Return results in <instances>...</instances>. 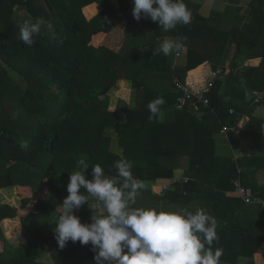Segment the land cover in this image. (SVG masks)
<instances>
[{
	"label": "trees",
	"instance_id": "16d2710c",
	"mask_svg": "<svg viewBox=\"0 0 264 264\" xmlns=\"http://www.w3.org/2000/svg\"><path fill=\"white\" fill-rule=\"evenodd\" d=\"M94 3L102 10L91 16L86 8ZM186 6L199 21L177 25V40L187 47V64L175 68L173 53L166 56L158 51L163 41L156 40L163 28L150 18L151 29L144 32L140 51L130 61L101 44V38L121 22H126V35L128 25L134 27L143 19H134L132 0H0V191L16 189L19 196L16 205L0 204V264L96 263L90 243L69 241L60 248L53 231L60 205L69 194L70 174L80 159L89 163V179L96 164L106 175L116 176L115 162L131 161L133 175L144 185L149 181L170 185L163 196L151 198L149 207L160 210L167 203L176 209L204 202L200 207L216 218L217 229L230 230L231 236L240 233L243 238H259L256 230L230 220L245 202L226 195L237 180L255 193L250 180L264 165L216 156L214 135L228 124L229 111L235 109L250 117L241 134L264 136V126L253 117L257 107L264 108V31L251 39L240 27L215 29L209 19ZM17 8L29 12L33 23L42 17L52 25L51 30L43 25L33 36L34 43L26 45L20 39L23 23L14 18ZM232 43L237 45L236 55L247 53L250 59H259L258 64L242 69L233 65L224 83L215 82L205 94L210 109L201 107V117L189 106L176 111V93L155 92L139 83L152 72L185 83L190 71L223 56ZM213 65L216 70L225 61ZM12 72L23 78L24 87ZM121 79L132 81L146 102L126 111L125 125L118 124L117 115L107 107ZM255 92L262 93V99ZM157 97L165 102L150 120L148 104ZM243 103L251 106L244 108ZM6 106L18 108L28 123H13ZM162 112L165 117L160 121ZM110 127L119 134L122 152L111 147ZM177 176L181 179L174 181ZM145 192L144 187L137 199L145 198ZM86 206L76 211L82 223H90L93 214ZM46 258L52 262H44Z\"/></svg>",
	"mask_w": 264,
	"mask_h": 264
},
{
	"label": "clouds",
	"instance_id": "9594fccd",
	"mask_svg": "<svg viewBox=\"0 0 264 264\" xmlns=\"http://www.w3.org/2000/svg\"><path fill=\"white\" fill-rule=\"evenodd\" d=\"M133 17L137 21L150 18L165 31L178 24L187 25L192 14L184 0H132ZM52 25L42 17L33 23L26 20L19 25L20 39L31 46L33 36L41 27ZM182 47L176 40L165 39L159 52L169 55ZM163 97L149 102V119H154L164 104ZM116 176L106 175L101 165L92 166L80 159L77 170L70 174L68 195L60 205L55 237L59 247L71 241L92 245L96 264H220L222 249H213L219 240L216 218L201 207L158 210L137 207V198L145 185L132 172L133 164L126 159L115 162ZM84 189L87 195L81 192ZM87 204L92 211L91 222L82 223L76 211ZM98 250V251H97Z\"/></svg>",
	"mask_w": 264,
	"mask_h": 264
},
{
	"label": "crops",
	"instance_id": "0c3cea01",
	"mask_svg": "<svg viewBox=\"0 0 264 264\" xmlns=\"http://www.w3.org/2000/svg\"><path fill=\"white\" fill-rule=\"evenodd\" d=\"M184 2L188 4L194 12H197L199 16L207 20L209 19V25L215 29L230 31L235 27H240L251 39L257 38L259 34L264 31V0H184ZM101 10V6L94 3L86 8V13L92 16ZM192 20L194 22L199 21L195 17H193ZM150 23L152 22L149 21L148 18H143L136 23L134 27L130 24L128 25V30L130 31L125 35L124 32L127 28L126 22H121L111 33L101 38V44L114 51L124 60L130 61L139 53L145 36L144 32L150 31L151 25L153 24ZM176 33L177 27L169 31L163 29V33H161V36L157 37L156 41L160 42L165 39L178 41ZM236 50V43H232L227 47L223 56L190 71L187 74L185 83L195 92H204L207 94L210 92L207 89V84L212 77V72L216 71L218 68L225 67V72L227 73L233 68V65L234 67L237 65L238 69H242L248 65L255 66L258 64L259 59H250L247 53L236 55ZM172 53L175 68L185 67L187 64V47L182 45L180 49L174 50ZM218 60L225 61V65L218 66L215 70L213 63L221 62ZM200 68L202 70L198 74L190 77V73ZM173 69L174 67H172V70ZM147 77V79H139V83L141 84L144 82L155 92L177 94L174 79L170 81L165 74L155 72L149 73ZM226 77L227 74L220 77L218 81L224 83ZM20 86L24 87L25 83H22ZM250 104L251 103H243V106L244 108H248L251 106ZM139 105H146L142 93H140L139 96V93L133 88L132 81L121 79L107 107L110 112L117 115V123L125 125L127 123L126 111L133 110ZM231 110H234L235 114L231 115L229 111L228 124L224 126L228 128V131L223 133L222 130L224 127H222L220 132L214 135L216 156L230 158L232 160H246L249 165H255L256 163L264 165V136L257 137L241 134V130L249 124L250 117L247 114H242L241 116V113L239 114L235 109ZM239 116L240 118H238ZM164 117L165 113L162 112L160 121H163ZM253 117L257 124L262 127L264 126L263 107H257ZM229 121H231L230 124ZM107 134L111 137L112 149L116 152H122L123 149L119 146V134L115 127H110L107 130ZM183 165L187 164L183 162ZM245 170L247 169H244V171ZM248 170L252 171L254 169L250 168ZM178 177L179 176H177L175 180H178ZM168 184L169 183L165 182H147L145 185V190L147 192H145V198L137 199L135 206L149 208L150 202L154 200L151 198L153 196H163L165 193L163 189L165 187L169 188L170 185ZM250 184L256 188L254 194L258 193L257 195H264V169L256 171L254 176L251 177ZM149 190L152 194L148 193ZM247 190L252 192L251 187ZM231 192H228L226 196L229 198H237L235 195H232ZM142 204H145V206ZM200 205H204V202L192 204L189 206L188 210L194 212L195 208L200 207ZM162 206L163 210H175L171 204L163 203ZM86 208L92 212L88 206H86ZM59 209L61 211V208ZM230 220H236L240 224L239 227L243 226L245 229L250 228L256 230L257 234H260V236L258 238L259 240L254 237L243 238L240 233L231 236L230 230L224 229L222 231L216 229L219 240L218 242L214 241L213 249H222L220 264H264V241H261L262 243L260 242V240L264 238V209L253 204L245 203V205L237 211L234 218H230ZM224 225H226V223H224ZM232 229L233 231L237 230L236 227ZM245 254H253V256H255L253 258L245 256ZM105 264H114V262L105 261Z\"/></svg>",
	"mask_w": 264,
	"mask_h": 264
},
{
	"label": "built area",
	"instance_id": "2783aa9c",
	"mask_svg": "<svg viewBox=\"0 0 264 264\" xmlns=\"http://www.w3.org/2000/svg\"><path fill=\"white\" fill-rule=\"evenodd\" d=\"M228 73V72H227ZM225 72V67H220L216 71L212 72V77L207 84V89L210 91L214 86L215 82H217L220 77L225 76L227 74ZM174 85L177 92V101L175 103L174 109L176 111H181L186 106H189L194 112H200V108L210 109V103L207 98H205L204 92H195L192 88L188 86L186 83H182L178 78H174ZM254 95L257 99H262V93L255 92ZM191 102V103H189ZM230 114H235L234 110H230ZM228 131L227 127H224L222 132L225 133ZM180 180V179H179ZM174 180V181H179ZM168 187L164 188V191L167 190ZM163 191V190H162ZM232 195H235L237 198L243 200L247 204H253L259 206L260 208H264V197L252 193L250 190L245 189L240 180H237L234 185V190L231 192Z\"/></svg>",
	"mask_w": 264,
	"mask_h": 264
},
{
	"label": "rangeland",
	"instance_id": "374dc122",
	"mask_svg": "<svg viewBox=\"0 0 264 264\" xmlns=\"http://www.w3.org/2000/svg\"><path fill=\"white\" fill-rule=\"evenodd\" d=\"M14 18L19 22V23H24L26 20H29V21H33L34 20V17H32L29 12H27L26 10L24 9H21V8H17L15 9L14 11ZM47 30L48 27L47 25H44ZM50 31V30H49ZM13 78L16 80V82L21 85L23 83V78L20 76V75H17L15 73H11ZM6 114H7V117L13 122H24V123H28L27 122V119L24 117V115L22 113H20L18 111V108L16 107H7L6 106V110H5ZM179 175L181 176V172L179 173ZM178 177V180L181 179V177ZM169 185V184H168ZM164 190V189H163ZM166 191V190H165ZM11 195L12 198H11ZM11 199V201H8V199ZM19 199V196L17 195V191L16 189L14 191H12V193L8 192V191H0V204H5V203H8V204H12V205H16L17 204V200ZM16 201V202H15ZM16 203V204H15ZM11 236V231L9 233ZM51 260L49 258H46L44 260V262H50Z\"/></svg>",
	"mask_w": 264,
	"mask_h": 264
},
{
	"label": "water",
	"instance_id": "95a60500",
	"mask_svg": "<svg viewBox=\"0 0 264 264\" xmlns=\"http://www.w3.org/2000/svg\"><path fill=\"white\" fill-rule=\"evenodd\" d=\"M196 115H197L198 117H201L203 114H202V113H196Z\"/></svg>",
	"mask_w": 264,
	"mask_h": 264
}]
</instances>
